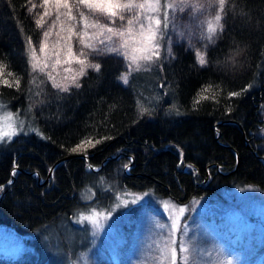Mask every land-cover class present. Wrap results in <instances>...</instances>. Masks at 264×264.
<instances>
[{"label": "trees", "instance_id": "trees-1", "mask_svg": "<svg viewBox=\"0 0 264 264\" xmlns=\"http://www.w3.org/2000/svg\"><path fill=\"white\" fill-rule=\"evenodd\" d=\"M34 1L0 0V79L20 82L0 84V103L39 130L0 141V226L31 246L0 264H69L89 243L75 216L107 210L122 189L180 204L222 187L264 191V0H226L216 39L195 44L205 66L175 38L169 55L122 83L124 59L97 48L99 71L67 91L29 67L28 40L41 33ZM89 138L94 146L77 148Z\"/></svg>", "mask_w": 264, "mask_h": 264}, {"label": "rangeland", "instance_id": "rangeland-1", "mask_svg": "<svg viewBox=\"0 0 264 264\" xmlns=\"http://www.w3.org/2000/svg\"><path fill=\"white\" fill-rule=\"evenodd\" d=\"M69 2L71 4L72 0ZM161 2L163 4L164 0ZM198 2L204 5L198 11H193L189 5H180L170 11L168 28L164 29L161 25L157 39L160 44L159 58L170 54L169 46L175 38L187 40L188 45L194 49L197 42L204 45L216 39L219 29L210 41L207 38V23L214 19L219 5L210 0H198ZM33 4L37 5L33 11L40 18V14L44 12V7L41 6L42 0L34 1ZM48 7L52 15L45 17L40 26V37L32 41L41 66L47 62L48 67L44 71L34 72L43 74L52 86L53 80L49 79V73L56 83L69 87L75 85L72 82L73 76H77V79L80 77L77 74L81 65L68 55V48L71 47L76 56L80 59L86 57L87 63L92 64H95L91 57L94 51L85 48L76 35H72L69 39L68 25L75 24L76 32L82 30L79 15L76 13L77 6H73V14L77 16L76 21H68L67 16H62L61 19L65 22L63 27L57 25L52 28V33L46 41L47 48L44 53H41L40 44L45 40L43 33L49 29L55 19V5ZM78 7L90 20L108 23L107 17L99 13H90L83 5ZM60 11L63 13L67 9L61 7ZM131 15L133 13H125L126 17ZM156 15L162 16V13ZM122 23L125 22L116 20L113 26L120 27ZM86 31L89 36L85 37V42L92 44L95 48L108 51L109 48L120 46L121 38L113 37L110 41L106 40L105 37L110 35L106 32L97 38L95 34L100 32L99 28H88ZM100 39L105 40L104 44L99 43ZM58 40L59 43H57ZM195 50L196 53H202L198 49ZM57 51L61 61L59 64H55ZM81 51L85 56L79 55ZM123 51L125 49H120V53ZM113 53L123 58L127 65V70L119 79L123 83L122 77L128 76L127 72L137 68L122 54ZM28 55L29 49L27 58ZM156 60L157 58L152 61H139V69L153 66ZM53 65H55L54 70ZM29 67L33 71L30 64ZM66 69L68 71H65ZM3 111L11 112L6 108ZM262 111L264 113V105ZM19 120L22 121L20 118ZM22 131H33L31 124L23 122ZM257 133L264 141V127ZM166 202L175 206L176 209L184 208L183 214L175 212L180 222L176 231L177 264H181L179 253L181 241L189 247V252L185 255L189 256L190 264H227L228 261H231V264H261L264 257V191L250 184L222 187L212 195L203 198L195 197L182 204L168 198H156L150 190H119L107 210L89 209L75 216L74 221L78 225L87 226L89 243L86 248L75 252L69 264H102V260L109 264V258L112 264H160L161 249L171 237L173 209L166 208ZM92 213L97 214L100 227L80 219L81 214ZM59 230L64 233L62 229L59 228ZM27 249H31V246L25 245L10 227L0 226V255L12 258Z\"/></svg>", "mask_w": 264, "mask_h": 264}, {"label": "snow or ice", "instance_id": "snow-or-ice-1", "mask_svg": "<svg viewBox=\"0 0 264 264\" xmlns=\"http://www.w3.org/2000/svg\"><path fill=\"white\" fill-rule=\"evenodd\" d=\"M210 2L218 3L219 5V9L214 19L208 21L207 23V38L211 41L217 29L222 30V15L220 13L224 9L226 0H210ZM49 5H55V19L52 21L49 29L43 33L45 40L40 44L39 50L41 53H44L47 48L46 41L52 33V28L57 25H60L61 28L63 27L65 22L61 19L62 16H67L68 21H76L77 16L73 14V6H77L76 13L79 15V23L82 26V30L80 32H76L75 24L68 25L67 31L69 33V39H71L72 35H76L79 37L80 43L85 48H88L91 51H99L92 44L85 42V37L89 36L86 29L99 28L100 32L95 34L97 38L103 36L105 32L110 34L105 37L106 40L110 41L113 37L121 38L119 48H109L108 52L120 53V49H125V51L120 54H122L125 59L129 60L137 69L140 67L139 61H152L154 58H159L160 44L157 42V39L161 30V25H163L164 29L168 28L169 13L171 10L176 9L180 5H189L193 11H198L204 7V5L199 3L198 0H164L163 4L161 0H72L71 4L69 0H42L41 6L44 7V12L41 13L40 18L36 20L37 26H42L45 17L52 15V12L48 7ZM78 5H83L90 13H99L100 15L107 17L108 23H101L99 20H90L89 17L79 9ZM36 7V4L32 5L33 9ZM61 7L67 9V11L62 13L60 11ZM125 13H133V15L126 17ZM160 13H162V16L156 15ZM116 20L125 23H122L120 27H115L113 25H115ZM57 35H59V33H57ZM104 42V39L99 40L100 44H104ZM57 43H59V40ZM28 49V60L33 71H44V69L48 67V64L47 62H44L43 66H41V61L37 57L36 49L33 46L31 38L28 40ZM55 55L57 56L55 64H59L61 62L59 60V52L57 51ZM68 55L72 57L77 64L81 65L79 73L77 74L78 76H83L86 68H93L96 71H99L100 69V64L87 63L86 57L84 59H80L79 56H76L71 47L68 48ZM79 55L85 56L83 51H81ZM197 61L201 66H205L207 63L205 55L200 52H197ZM5 67L6 65L3 62H0V77L3 76ZM54 68L55 65H53V70ZM65 71H68V69ZM48 75L49 79L53 80V87L59 88L61 91L68 90L67 85L56 83L51 73ZM8 76H13V73L8 72ZM76 79L77 76H73L72 82L76 87H79L80 85L75 83ZM122 79L124 83L128 82L126 75L123 76ZM13 83L17 88H19L20 82L18 79H15ZM13 83H10L7 78L0 79V84L7 87H12ZM203 91L208 92L210 91V88L206 87ZM236 95H239V93H229L230 97ZM207 98V96H201L196 102L199 103L200 99ZM3 109L4 106L0 104V141L5 138L11 140L12 137L16 136L19 131L23 130V121L19 120V115L3 111ZM33 131H36L37 134H39L38 129H33ZM100 142V140L95 141V143ZM83 146H94V143L92 139L89 138L87 141H81V144L78 145L77 148H82ZM77 148H74L73 151H76ZM125 167H127V165H125ZM165 207L172 208L173 215L171 217V237L161 249L162 260L160 261V264H177L176 231L180 222L178 217L175 215V212L178 211L180 214H183L184 208L181 207L176 209L175 206L167 202L165 203ZM80 219L83 221H89L93 225L100 227L97 221L96 213L89 215L81 214ZM188 252L189 247L184 241H181L179 246L181 264H190L189 256L185 255V253ZM227 264H231V261H228Z\"/></svg>", "mask_w": 264, "mask_h": 264}, {"label": "water", "instance_id": "water-1", "mask_svg": "<svg viewBox=\"0 0 264 264\" xmlns=\"http://www.w3.org/2000/svg\"><path fill=\"white\" fill-rule=\"evenodd\" d=\"M67 157H61V158H59V159H57L52 165H51V167H50V169H49V171H48V173H47V177L49 176V174H50V172H51V170H52V168L54 167V165H56L58 162H60V161H62V160H64V159H66ZM47 177L42 181V182H38V184H44L45 183V181H46V179H47ZM37 180H39V176L37 175Z\"/></svg>", "mask_w": 264, "mask_h": 264}]
</instances>
